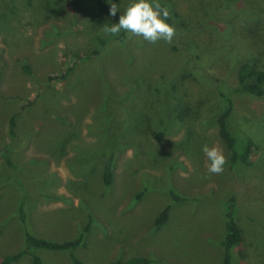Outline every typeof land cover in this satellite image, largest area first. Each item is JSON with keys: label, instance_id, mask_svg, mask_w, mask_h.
Here are the masks:
<instances>
[{"label": "rangeland", "instance_id": "obj_1", "mask_svg": "<svg viewBox=\"0 0 264 264\" xmlns=\"http://www.w3.org/2000/svg\"><path fill=\"white\" fill-rule=\"evenodd\" d=\"M6 1L0 261L24 248L28 232L56 242L80 237L70 249H38L45 264H72V256L82 264L133 257L223 264V208L233 193L242 231L235 264H264V95L234 96L232 124L253 154L231 166L216 91L218 81L236 85L242 62L264 70V0H165L188 29L171 44L104 33L130 0ZM204 144L223 149L221 174H208ZM7 145L11 166L2 156ZM112 152L113 178L104 185L103 162ZM164 209L167 219L156 225ZM9 264L32 262L24 254Z\"/></svg>", "mask_w": 264, "mask_h": 264}, {"label": "trees", "instance_id": "obj_2", "mask_svg": "<svg viewBox=\"0 0 264 264\" xmlns=\"http://www.w3.org/2000/svg\"><path fill=\"white\" fill-rule=\"evenodd\" d=\"M162 6H166L170 12V23L174 22L176 32L185 33L188 31L185 23L181 20L179 14L171 8L165 0H159ZM6 0H0V11L7 10L10 8L7 6ZM100 43H104L103 39H98ZM89 59V56L85 57V60ZM72 69V68H69ZM216 91L220 100V107L217 115V125L220 137L226 143L230 150L229 163L231 166L239 163H247L253 154V144L251 141L243 135V133L232 124L234 114L236 111V103L234 96L238 94H248L254 96L264 95V70L256 68L255 65L242 62L238 66L237 70V83L234 86L227 85L221 81L217 82ZM107 128L105 139L107 144L113 145L114 141L112 138L113 131L115 129V122L113 114L110 110H107ZM15 120L14 116H11L8 120V133L11 137L14 136ZM10 147L5 146L2 150V156L4 161L8 165H12L10 159ZM113 164V152L105 157L102 169V181L104 185H109L113 178L112 171ZM175 199H180L178 196H173ZM223 215L225 219V232L221 245L223 248V264H235L237 252L239 251L242 242V231L239 225V207L237 204L236 196L228 194L225 197ZM20 218H24L22 208L19 210ZM167 219V209H164L157 219L155 220L156 225L164 223ZM80 242V237L66 242H56L47 240L44 238L36 237L28 232L25 233V246L24 248L13 254H8L2 258L0 264H9L10 262L16 261L22 255L27 254L31 258L32 264H45L40 256L37 254L38 249L47 250H62L70 249ZM72 264H82V262L76 257H71ZM148 260L145 258L133 257L126 261H117L114 264H147Z\"/></svg>", "mask_w": 264, "mask_h": 264}, {"label": "clouds", "instance_id": "obj_3", "mask_svg": "<svg viewBox=\"0 0 264 264\" xmlns=\"http://www.w3.org/2000/svg\"><path fill=\"white\" fill-rule=\"evenodd\" d=\"M118 10L115 4H111L110 15L115 17ZM170 19L168 7L162 6L159 0H130L119 15L118 23L104 26L103 31L105 34L118 35L123 30L130 34L129 38L136 36L153 44L158 41L171 44L176 36V28L174 22H169ZM202 151L208 161V174H221L227 163L223 149L216 144H204Z\"/></svg>", "mask_w": 264, "mask_h": 264}]
</instances>
